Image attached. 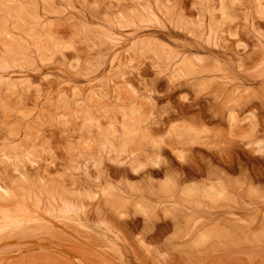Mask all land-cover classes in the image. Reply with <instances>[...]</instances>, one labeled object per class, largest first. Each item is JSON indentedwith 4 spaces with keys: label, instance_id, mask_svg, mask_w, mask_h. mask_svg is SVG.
<instances>
[{
    "label": "rangeland",
    "instance_id": "rangeland-1",
    "mask_svg": "<svg viewBox=\"0 0 264 264\" xmlns=\"http://www.w3.org/2000/svg\"><path fill=\"white\" fill-rule=\"evenodd\" d=\"M0 264H264V0H0Z\"/></svg>",
    "mask_w": 264,
    "mask_h": 264
}]
</instances>
